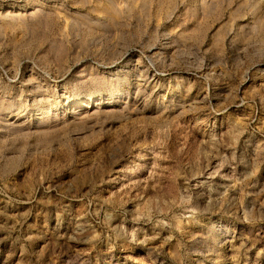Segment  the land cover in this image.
<instances>
[{"label": "rangeland", "instance_id": "374dc122", "mask_svg": "<svg viewBox=\"0 0 264 264\" xmlns=\"http://www.w3.org/2000/svg\"><path fill=\"white\" fill-rule=\"evenodd\" d=\"M0 264H264V0H0Z\"/></svg>", "mask_w": 264, "mask_h": 264}]
</instances>
